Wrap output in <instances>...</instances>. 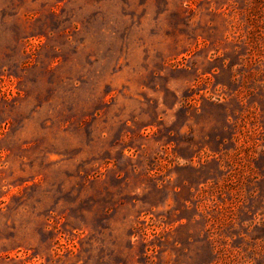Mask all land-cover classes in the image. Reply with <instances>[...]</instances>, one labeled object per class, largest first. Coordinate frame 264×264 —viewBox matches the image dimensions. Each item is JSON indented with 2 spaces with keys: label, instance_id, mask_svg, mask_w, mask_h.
<instances>
[{
  "label": "rangeland",
  "instance_id": "1",
  "mask_svg": "<svg viewBox=\"0 0 264 264\" xmlns=\"http://www.w3.org/2000/svg\"><path fill=\"white\" fill-rule=\"evenodd\" d=\"M0 264H264V0H0Z\"/></svg>",
  "mask_w": 264,
  "mask_h": 264
}]
</instances>
